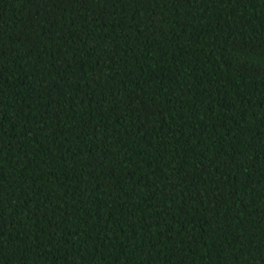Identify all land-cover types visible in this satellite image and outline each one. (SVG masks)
<instances>
[{
    "label": "trees",
    "instance_id": "trees-1",
    "mask_svg": "<svg viewBox=\"0 0 264 264\" xmlns=\"http://www.w3.org/2000/svg\"><path fill=\"white\" fill-rule=\"evenodd\" d=\"M0 264H264V0H0Z\"/></svg>",
    "mask_w": 264,
    "mask_h": 264
}]
</instances>
